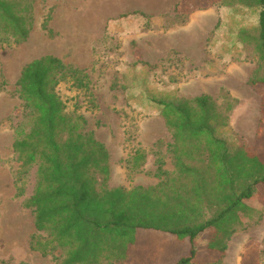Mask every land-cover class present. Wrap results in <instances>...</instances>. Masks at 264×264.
<instances>
[{
	"label": "rangeland",
	"instance_id": "1",
	"mask_svg": "<svg viewBox=\"0 0 264 264\" xmlns=\"http://www.w3.org/2000/svg\"><path fill=\"white\" fill-rule=\"evenodd\" d=\"M137 2L33 0L27 39L0 44V260L6 264H54L50 255L29 247L35 227L31 210L22 201L33 192L35 167L29 171L23 197L15 196L13 183L14 129L23 119L16 80L23 65L35 58L51 54L85 70L87 89L63 82L57 90L66 111L76 109L85 118L86 129L105 145L109 187L156 185L155 153L163 156L166 170L174 169L168 151L171 134L158 107L148 101L151 96L176 100L207 94L218 106L230 104L229 123L216 128L217 134L249 152L258 146L264 91L248 83L258 66L257 54L252 44L237 36L240 29L257 26V12L238 7L222 9L226 11L221 15L222 7L213 0H182L164 12L151 13ZM47 16L50 34L42 27ZM197 32L194 43H189ZM137 148L145 152V161L140 171L129 173L125 160ZM243 202L230 235L225 226L194 238L195 256L208 252L206 237L212 236L214 248L220 250L237 232L247 237L242 264H264V184ZM135 239L130 246L133 262L128 264L140 260L172 264L191 249L189 241L155 230H139ZM209 264H220V258Z\"/></svg>",
	"mask_w": 264,
	"mask_h": 264
},
{
	"label": "trees",
	"instance_id": "2",
	"mask_svg": "<svg viewBox=\"0 0 264 264\" xmlns=\"http://www.w3.org/2000/svg\"><path fill=\"white\" fill-rule=\"evenodd\" d=\"M32 2L0 0V44L27 39ZM213 3L222 7L221 15L222 9L238 7L257 12V26L242 28L237 36L257 54L248 83L264 91V0ZM48 20L42 27L50 34ZM63 82L77 90L89 84L84 69L51 54L27 62L16 80L23 119L14 129L12 172L15 196L21 198L35 167L33 192L22 201L33 215L31 250L50 255L54 264L120 263L137 243V231L155 230L189 241L190 253L173 264H197L192 244L199 233L226 226L231 234L243 200L264 184V124L258 128V146L249 152L216 132L228 125L230 104L218 106L207 94L176 100L151 96L148 101L158 107L171 134L174 169L166 170L163 156L155 153L156 185L109 187V153L76 109L66 111L57 90ZM144 161L145 152L135 149L125 160L127 171H140Z\"/></svg>",
	"mask_w": 264,
	"mask_h": 264
},
{
	"label": "crops",
	"instance_id": "3",
	"mask_svg": "<svg viewBox=\"0 0 264 264\" xmlns=\"http://www.w3.org/2000/svg\"><path fill=\"white\" fill-rule=\"evenodd\" d=\"M181 1L182 0H138L137 3H139L140 9L145 12L160 13L161 11L162 12L166 11L171 6L178 5ZM198 29H202V25ZM198 34L199 33L197 32L195 35H193L189 43L193 44L194 42L192 41L196 40ZM172 47L173 49H175V44H173ZM256 131H258V129H256ZM204 231H207V229H205ZM211 233L213 235V232ZM238 235L239 234L237 232L233 233L231 237L226 241L225 248L222 251L214 248L212 244L214 242V241L212 242V239L214 238L212 236L206 237L205 244H209L207 247L209 248V250L208 252L201 254V256L199 257L195 256V261L198 262L203 261L204 263L209 264L211 262H214L216 257H218L220 258V264H242L243 257L241 256V253L244 252V244L247 241V237L243 238L242 236L240 237ZM130 256H131V252H129L128 258L123 263H127V264L132 263L133 260ZM138 264H158V263L149 260L146 261L140 260V263ZM162 264H164V261H162Z\"/></svg>",
	"mask_w": 264,
	"mask_h": 264
},
{
	"label": "bare ground",
	"instance_id": "4",
	"mask_svg": "<svg viewBox=\"0 0 264 264\" xmlns=\"http://www.w3.org/2000/svg\"><path fill=\"white\" fill-rule=\"evenodd\" d=\"M107 6H110V5H107ZM116 7V6H115ZM108 8V7H107ZM94 20V19H93Z\"/></svg>",
	"mask_w": 264,
	"mask_h": 264
}]
</instances>
